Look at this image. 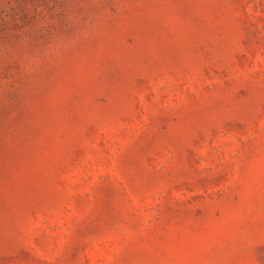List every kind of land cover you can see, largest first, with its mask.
<instances>
[{
  "label": "rangeland",
  "instance_id": "374dc122",
  "mask_svg": "<svg viewBox=\"0 0 264 264\" xmlns=\"http://www.w3.org/2000/svg\"><path fill=\"white\" fill-rule=\"evenodd\" d=\"M0 264H264V0H0Z\"/></svg>",
  "mask_w": 264,
  "mask_h": 264
}]
</instances>
